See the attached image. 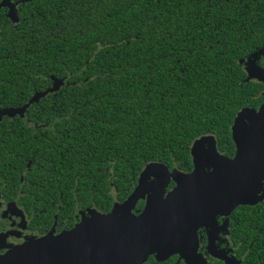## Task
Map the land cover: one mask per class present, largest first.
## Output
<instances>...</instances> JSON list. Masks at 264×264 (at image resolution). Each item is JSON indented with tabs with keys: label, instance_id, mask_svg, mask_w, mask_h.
<instances>
[{
	"label": "trees",
	"instance_id": "trees-1",
	"mask_svg": "<svg viewBox=\"0 0 264 264\" xmlns=\"http://www.w3.org/2000/svg\"><path fill=\"white\" fill-rule=\"evenodd\" d=\"M249 59L264 69V0H0V108L43 94L30 128L2 123L0 164L25 174L40 230L56 209L69 227L107 213L150 163L190 173L203 136L233 158L236 115L264 104ZM230 218L236 258L264 264V200Z\"/></svg>",
	"mask_w": 264,
	"mask_h": 264
},
{
	"label": "water",
	"instance_id": "water-1",
	"mask_svg": "<svg viewBox=\"0 0 264 264\" xmlns=\"http://www.w3.org/2000/svg\"><path fill=\"white\" fill-rule=\"evenodd\" d=\"M244 65L246 81L264 85V69L253 59ZM39 96L43 94L21 109L1 110L0 118L2 114H23ZM231 137L235 146L232 159L217 151L213 136H203L190 148V173L150 163L139 174L132 194L123 203L114 204L111 212L88 210V216H82L70 231L33 240L27 246L32 253L21 261L17 253H10L0 257V264H143L152 255L157 261L178 256L185 264H206L198 254L197 231L201 227H212L208 251L223 259L213 250L216 216L264 200V104L257 110L238 112ZM151 176L156 179L148 184ZM171 182L174 186L165 195ZM140 200H145L144 209L135 216L131 210ZM227 264L239 263L233 259Z\"/></svg>",
	"mask_w": 264,
	"mask_h": 264
},
{
	"label": "flooded vegetation",
	"instance_id": "flooded-vegetation-1",
	"mask_svg": "<svg viewBox=\"0 0 264 264\" xmlns=\"http://www.w3.org/2000/svg\"><path fill=\"white\" fill-rule=\"evenodd\" d=\"M23 106L17 108L1 107L0 111L5 109L18 110ZM28 108H26L23 114H14L13 116H8L7 114L1 115L0 132L2 134H0V140L4 136L3 131L5 129L3 128L2 123L5 122L6 118H17L19 123L30 128V121L27 119ZM34 127L35 129H38L39 126L34 125ZM3 161L5 162V159L3 154L0 153V163ZM6 165L7 164L5 163L4 165L0 164V257H4L10 253H17V258L21 261L23 256L32 253L31 249L27 247L31 241L41 239L50 233H53V235L56 236L62 232L70 231L80 222L82 216H88V210H96L93 208L85 211L77 209L76 214L72 218V226L69 227V224H67L63 218H59V210L56 209L51 217V224L49 226L42 222L44 227L48 226V228L40 230L37 222L39 217L38 215H35V211L38 212V210L32 208L33 203L24 198L22 193L25 185V174L15 167H9ZM3 171H6L7 174H4ZM172 188L173 187H170L169 185L164 194ZM123 202L124 201L115 202L114 204H120ZM144 205V200L138 201L135 207L131 210V213L135 216H139L144 209ZM235 209L236 208H234L227 216H216L215 218L217 240L214 243L213 250L216 255L222 256L223 259L212 256L208 251V238L211 235L212 227H201L198 229V254L205 260L206 264H227L233 262V259L239 264L242 263L241 260L236 258L234 248L229 246L230 217ZM111 210L109 212H111ZM42 212L43 211H40L38 214L40 215ZM109 212L99 213L108 214ZM17 250H19V252H16ZM173 257H176V263L183 262V264H185L183 260L178 259V256H172L166 261H157L154 255L147 257V260L143 264H164Z\"/></svg>",
	"mask_w": 264,
	"mask_h": 264
},
{
	"label": "rangeland",
	"instance_id": "rangeland-1",
	"mask_svg": "<svg viewBox=\"0 0 264 264\" xmlns=\"http://www.w3.org/2000/svg\"><path fill=\"white\" fill-rule=\"evenodd\" d=\"M5 5H7V6L10 8V18H11L12 20H14V13H15V11H16V6L10 4L9 2H6ZM62 84H63V82L56 81V82L54 83V86H53V89H52L51 92H53V91L59 89V88L62 86ZM47 93H49V92H47ZM47 93H46V94H47ZM46 94H44V95H46ZM40 97H41V96H39V97H37V98L39 99ZM154 179H156V178H154L153 176H151V177L149 178V180H148V184H152V183H154ZM169 185H170V184H169ZM155 191L157 192L158 189L155 190ZM166 194H167V193H166ZM166 194H165V195H166ZM165 195H164V196H165ZM144 201H145V200H144Z\"/></svg>",
	"mask_w": 264,
	"mask_h": 264
}]
</instances>
